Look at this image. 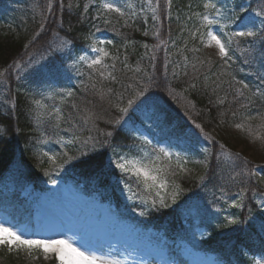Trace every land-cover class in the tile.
Segmentation results:
<instances>
[{"label": "trees", "instance_id": "obj_1", "mask_svg": "<svg viewBox=\"0 0 264 264\" xmlns=\"http://www.w3.org/2000/svg\"><path fill=\"white\" fill-rule=\"evenodd\" d=\"M91 2L0 0V87L5 88L0 92V214L19 220L27 210L21 201L25 188L42 192L56 177L69 178L85 195L111 204L119 220L159 234L177 264L184 260L171 249L182 243L214 255L220 264L264 261V207L254 200L256 194H264V26L254 37L226 44L231 57L227 62L209 55L203 46L180 50L166 43L151 59H131V66H140L138 72L118 63L111 74L88 73L77 57L93 30L115 43L150 41L131 26L106 23ZM243 2L247 11L264 20V0ZM176 5L189 26L194 10L188 8V0ZM69 88L71 95L59 112L39 100L49 89ZM128 88L141 91V99L172 134L197 144L209 139L227 150L220 155L211 141L213 153L202 174L178 177L180 190L202 206L199 227L207 238L192 232V220L179 208H150L125 200L123 188L139 195L141 185L113 169L109 158L127 153L134 142L116 125L114 110ZM234 132V140L256 151L263 163L231 148L229 134ZM66 137L102 142L105 149L78 156V148L62 145ZM238 195L242 209L227 226L223 204ZM36 252L26 257L14 247L10 252L7 245L0 246V264H44Z\"/></svg>", "mask_w": 264, "mask_h": 264}, {"label": "rangeland", "instance_id": "obj_2", "mask_svg": "<svg viewBox=\"0 0 264 264\" xmlns=\"http://www.w3.org/2000/svg\"><path fill=\"white\" fill-rule=\"evenodd\" d=\"M177 1L179 0H92L91 6L98 12L100 19L105 20L106 23L115 22L131 26L148 37L150 41L129 40L124 44L115 43L109 36L93 30L87 36V48L77 57V64L88 73L90 70H101L111 74L113 67L118 63H124L125 67H130L133 58L151 59L153 51L166 43L172 49L180 50L190 46L194 48L203 46L209 55L220 57L214 45L207 46L206 32L209 28L220 35L225 44H228L229 38L231 41L234 38H247L234 37L233 32L258 33L264 26V23H261L262 18L247 11V4L243 0H188V8L194 12L192 22L187 26L180 15L181 7L176 5ZM104 3H113L125 13L124 16L108 12L103 8ZM205 3L214 4L215 8L206 9ZM205 14L217 20L218 24L206 25L203 21ZM161 22L165 24V31L162 32ZM194 32L197 33L195 38L192 35ZM163 33L165 35L162 38ZM94 48H102L108 55L102 57L101 65L89 67L93 59L102 56V53L93 51ZM131 67H134L137 72L141 69L140 66ZM129 86L132 88L131 85ZM4 89L0 87V92ZM69 93H71L70 88L49 89L46 94L39 96V100L46 105L51 103L54 111L59 112V107L70 96ZM141 97V91L124 89L121 97L114 104V110L118 116L116 125L128 133L134 142L127 153L112 156L109 161L111 167L119 172L121 171L115 168V164H125L126 171L121 173L129 174L141 185L139 195H136L130 187L123 188L122 194L127 202L139 203L145 207L179 208L187 218L192 220V232L199 237L207 238L208 235L204 234L199 227L198 215L202 206L188 193L180 190L178 177L180 175L195 177L202 174L213 153L212 140L202 139L197 144L195 141L172 134L155 117L154 111L144 105ZM35 99L37 100V96ZM130 100L131 106H129ZM120 108H126L127 111L121 113ZM145 109L151 115L150 120L143 118ZM229 136L232 139L230 146L233 150L244 154L254 162L263 163V159L255 153L256 151H247L244 144L234 140L236 132L230 133ZM62 145L66 148H78V156L105 149L102 142L93 143L78 137H66L62 140ZM212 146L220 155L227 153V150L220 147L221 145L217 142L212 141ZM161 148L171 152L172 157H165L159 151ZM136 168L149 169L158 179H163L166 187L160 188L159 183L152 187L146 186L143 176L134 174ZM151 183L148 181L149 185ZM174 195L175 201L172 199ZM160 197L164 198L163 203ZM254 200L264 207V194H256ZM21 201L25 204L26 213L17 221L0 215V224L22 235L24 230L26 232L28 228H32L25 237L68 239L82 250L118 260L120 264H177L168 254L166 242L159 234L119 220L111 204L101 201L96 195H85L81 188L69 178L56 177L54 181L46 183L45 190L42 192L29 186L22 191ZM234 203L239 206L233 207ZM223 205V221L227 226H231L233 223L230 221H235L242 209L241 196L227 200ZM17 250L28 257L33 256L32 253L37 254L36 251L39 249L32 250L31 254L27 249ZM39 251L44 264L56 259L55 252L52 250H49L47 258L42 250ZM171 252L181 256L184 260L183 264H220L214 255L195 251L185 243L174 246ZM261 262L264 264V261Z\"/></svg>", "mask_w": 264, "mask_h": 264}, {"label": "snow or ice", "instance_id": "obj_3", "mask_svg": "<svg viewBox=\"0 0 264 264\" xmlns=\"http://www.w3.org/2000/svg\"><path fill=\"white\" fill-rule=\"evenodd\" d=\"M103 8L106 9L108 12H114L118 13L120 16H124V12L117 6H115L113 3H104ZM204 8H215L214 4L205 3ZM203 21L206 25L211 26L214 24H218V21L212 18H209L207 14L203 15ZM261 23H264V20L261 21ZM193 37L197 35V33L192 34ZM207 35V46L212 47L213 45L218 50L219 56L222 60L227 62L231 59L229 55V49L226 46L224 40H222L221 36L218 35L215 31H212L211 28H209L206 32ZM234 37H254L257 34L252 31H235L232 33ZM231 38L228 40V44H230ZM103 43V42H101ZM194 51H198V49H193ZM93 51H98L102 53L101 57L95 58L91 61L89 67L101 65L102 63V57L107 56L108 53L105 52L102 48L96 49L94 48ZM103 75V74H102ZM237 83H242L241 81H237ZM243 88L247 89L248 85L243 84ZM241 95H243V91L240 92ZM71 95V93H69ZM149 102L146 100L144 101V105H147ZM132 101H129V106H131ZM119 111L121 113H125L127 111L126 108H120ZM143 118L146 120L151 119V115L147 111V109L143 112ZM238 127H243V125H237ZM197 128H201L199 124L196 125ZM135 131H138V129H134ZM201 131L203 129L201 128ZM165 157L171 158L172 153L169 151H166L164 148H161L159 150ZM55 159L54 157L52 158ZM177 159L179 157L177 156ZM115 168L119 169L121 172L126 171V165L122 163H116ZM135 175L137 176H143L146 186L152 187L155 186L157 183H159L160 188H165L166 185L163 181V179H158L156 175H153L151 171L147 168H136ZM148 181H151V185L148 184ZM178 187V186H177ZM130 190V189H129ZM159 195V193H157ZM173 201H175V195L172 197ZM161 203L164 202V198L160 197ZM233 207H238L239 205L237 203H234L232 205ZM231 223H235V221H230ZM8 246V250L11 252L13 250V247L16 249H27L29 253L31 254L32 250L39 249L42 250L45 254V258H47L49 250H52L55 252L56 260L58 261V264H120V261L99 256L91 251H85L82 250L80 247L74 246L73 243L68 239H59L55 237L51 238H28L23 236L22 234L18 233L17 231H14L10 227H5L3 224H0V246ZM256 264H262L261 261H257Z\"/></svg>", "mask_w": 264, "mask_h": 264}]
</instances>
